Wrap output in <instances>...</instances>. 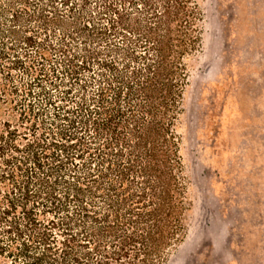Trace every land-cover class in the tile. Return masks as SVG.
<instances>
[{
	"label": "trees",
	"instance_id": "trees-1",
	"mask_svg": "<svg viewBox=\"0 0 264 264\" xmlns=\"http://www.w3.org/2000/svg\"><path fill=\"white\" fill-rule=\"evenodd\" d=\"M202 23L199 0H0V264L165 262Z\"/></svg>",
	"mask_w": 264,
	"mask_h": 264
},
{
	"label": "rangeland",
	"instance_id": "rangeland-1",
	"mask_svg": "<svg viewBox=\"0 0 264 264\" xmlns=\"http://www.w3.org/2000/svg\"><path fill=\"white\" fill-rule=\"evenodd\" d=\"M179 118L185 234L162 264H264V0H199Z\"/></svg>",
	"mask_w": 264,
	"mask_h": 264
}]
</instances>
